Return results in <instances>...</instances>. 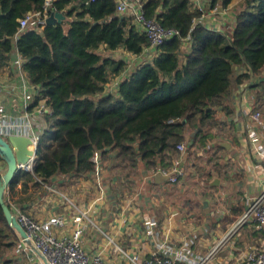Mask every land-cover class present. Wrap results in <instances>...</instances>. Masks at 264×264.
Returning a JSON list of instances; mask_svg holds the SVG:
<instances>
[{"label":"trees","instance_id":"1","mask_svg":"<svg viewBox=\"0 0 264 264\" xmlns=\"http://www.w3.org/2000/svg\"><path fill=\"white\" fill-rule=\"evenodd\" d=\"M43 1L0 0V73L16 51L37 91L28 110L39 102L48 108L39 112L32 170L15 173L5 188L10 209L16 204L25 210L47 191L38 179L50 183L57 174L77 178L91 171L95 151L109 162L114 154L120 170L131 171L137 157L149 168L167 166L186 132L205 145L218 111H233V86L264 70V0H241L231 28L204 23L208 9L194 8V0H142L147 18L178 32L157 46L151 60L130 69L100 51L139 55L149 45L132 17L117 13L116 0H54L65 15L60 22L20 31L19 20ZM231 1L206 0L217 9ZM238 66L245 69L237 73ZM117 76L115 91H105ZM17 240L0 204V264H14L5 253Z\"/></svg>","mask_w":264,"mask_h":264},{"label":"built area","instance_id":"2","mask_svg":"<svg viewBox=\"0 0 264 264\" xmlns=\"http://www.w3.org/2000/svg\"><path fill=\"white\" fill-rule=\"evenodd\" d=\"M53 1L44 0L40 10L26 13L19 20V30L21 31L28 27L44 28V26L48 25V16L58 11ZM116 1L117 13L131 16L149 40V45L143 49L141 54H133L130 57L128 66L133 65L134 62L151 60L157 54V46L164 39L178 32L174 28H164L154 19L147 18L142 8V0ZM194 1L197 3V7L203 9V6L200 5V0ZM212 9H214L213 14L225 13L224 10L216 7ZM15 63L21 67L22 61L17 58ZM119 80L114 83V87ZM26 83L27 85L23 84L22 86L24 103L21 116H13L0 101V136L3 138H7L11 134L28 136L31 140V144L28 145L29 148L35 149L41 127L36 124L32 117V110H28L27 107L30 105L33 95L37 94V91L29 81ZM263 83L264 70L252 74L251 78L239 84L240 88L234 95L235 112L232 115L217 113L219 121H234L238 126L240 133L244 135L242 142L245 143L249 153V167L260 172H264V108L259 107L262 101L260 102L256 92L252 93L250 98H248L247 89L251 85H259L258 87L261 90ZM36 110L38 112L46 111L47 107L44 103H39ZM177 120H180V118H177ZM173 121H175L173 118L168 119V122ZM176 150L178 154L172 158L169 167L157 168L159 173L166 176L168 184L177 182L184 174L182 165L186 151L184 142L177 143ZM91 159L93 169L78 176L81 178L80 183L84 182V189L87 192L91 191L92 195L87 201H80L72 192L68 194L58 190L56 184H53L52 181L46 183L38 179V184L46 187L47 191L45 193L29 201L25 210L16 204H12L10 210L27 235V242L18 238L17 249L30 251L43 264H105L102 255L99 252H89L82 241L85 230L93 226L100 234V238L104 240L103 243L105 245H110L113 250L119 251L118 245L113 240L114 236L108 232L114 231L116 225L120 227L121 223L124 224V228L130 225L128 218H125L128 213L127 210L146 195V192H139L137 196L128 198L121 205L119 216L107 223L106 227L108 230H106L101 222L110 211L109 203H114L116 197V193L112 189L113 176L99 151H95ZM34 160L35 155L30 156L25 162L16 163V166L20 170L31 171ZM62 178L66 182L71 180L69 175H62ZM75 187H77L76 184ZM249 197L250 200L243 209L229 222L226 229L216 237L202 254H197L191 248L196 233L195 227L188 226L185 228L182 233V242L175 248L176 250H169L167 243L170 238L163 231L161 235H158L156 228L159 223L158 220L152 216L145 217L143 223L149 233V237H158V241L153 244L147 254L142 248L133 249L128 255L130 263L210 264L223 247L233 245L236 235L246 224L254 223L258 228H264V183H261L258 190ZM28 207H33L32 210H35V208L39 209L37 211L39 214L35 215ZM171 215L169 213L166 219H170ZM237 264H264V242L248 249Z\"/></svg>","mask_w":264,"mask_h":264},{"label":"crops","instance_id":"3","mask_svg":"<svg viewBox=\"0 0 264 264\" xmlns=\"http://www.w3.org/2000/svg\"><path fill=\"white\" fill-rule=\"evenodd\" d=\"M214 18H211L210 14H204L202 17L204 23L220 27L221 20ZM124 53L127 59L123 60L129 65L133 54L125 51ZM17 58H19L18 53L13 51L9 66L0 73V101L13 116L19 117L24 103L22 86L27 85L28 80L21 67L15 63ZM244 69V66L235 68L237 73ZM109 84L105 91H108L107 89L115 91V84ZM255 87L251 85L247 89L248 98L252 93H258ZM239 88L240 85H234L232 89L233 111L229 114L218 111V114L232 115L235 112L233 98ZM35 96L36 94L33 95L31 102ZM32 117L41 127V117L36 108L32 110ZM209 132L210 138H207L205 145L197 146L195 152L189 151L186 147L182 161L184 174L173 184H168L166 176L157 171L158 167H169L171 162L167 166L157 162L156 166L149 168L137 157L134 171L122 177L120 171L123 170L114 167L113 161L109 162L105 159L104 162L113 176L112 189L115 190L117 182L125 187L124 190L122 188L119 191L113 190L116 193L114 203H109L110 211L101 222L106 230H108L107 223L119 216L121 205L128 198L137 196L139 192H146V195L127 210L125 218H128L130 224L127 228H124V224L121 223L120 227L116 225L114 231L108 232L114 236L113 240L118 245L119 251L113 250L110 245H105L93 226L85 230L82 238L88 251L99 252L105 264H131L128 255L133 249L142 248L147 254L153 244L158 241V237H149L143 223L145 217L152 216L159 222L156 226L158 235H161L163 231L170 238L167 243L169 250H176L175 248L182 242V233L185 228L193 226L196 233L191 248L197 254L204 253L243 209L250 200L249 196L258 190L261 183H264V172L252 170L249 167V153L245 143L242 142L244 135L240 133L234 121L218 120ZM188 134L186 132L185 138ZM190 135H192L191 132ZM111 160H114V154ZM113 169L118 173L116 174ZM51 181L56 184L58 190L62 191L67 184H76L77 187L73 186L70 189L72 194L82 202L87 201L92 195L91 191L87 192L84 189V182L80 183V177L71 178L69 182H66L61 174H57L51 178ZM32 188L33 185L30 186V189ZM66 190L70 191L68 187ZM59 205L62 207L61 204ZM32 208L28 207L35 215L39 214L37 213L39 209L32 210ZM169 213L172 215L170 219H166ZM263 242L264 228H258L254 223L246 224L236 235L233 245L223 247L210 264H237L248 249ZM9 256L14 264H43L30 251L17 249V241Z\"/></svg>","mask_w":264,"mask_h":264},{"label":"water","instance_id":"4","mask_svg":"<svg viewBox=\"0 0 264 264\" xmlns=\"http://www.w3.org/2000/svg\"><path fill=\"white\" fill-rule=\"evenodd\" d=\"M64 16L62 12L55 11L48 16L47 22L49 24H56L60 22ZM29 144H31V140L25 135L11 134L7 138L0 136V154L3 156L6 164V170L0 174V204L9 225L14 230L17 237L25 242H27L26 232L6 204L4 200V191L12 176L20 171L16 163L25 162L30 156L36 154V148H29Z\"/></svg>","mask_w":264,"mask_h":264},{"label":"rangeland","instance_id":"5","mask_svg":"<svg viewBox=\"0 0 264 264\" xmlns=\"http://www.w3.org/2000/svg\"><path fill=\"white\" fill-rule=\"evenodd\" d=\"M201 2H200V5L201 6H203L202 8H203V10H206V9H208V12L207 11H205V13L204 14H210V17L212 18V17H215L214 19H219V20H221V27L222 28H231L232 27V25H233V23H234V21H233V16H231V14H232V12H234V10H236L237 8H239V3H240V1L241 0H233V1H231V3L230 4H228V6L226 7V8H220V9H222V10H224V14H221V13H215V14H213L212 12H214V9H212L213 7H211V6H209V5H207V2H206V0H200ZM199 3V2H198ZM197 3H195V1H194V3H193V7L195 8V7H197V5H196ZM206 5V6H205ZM217 7V6H216ZM218 7H222L221 6V4H219V6ZM219 9V8H218ZM218 11V10H217ZM218 12H220V11H218ZM221 14V15H220ZM219 16V17H216V16ZM70 19H72V16L71 17H67V20H70ZM219 25V26H220ZM100 51H101V53L103 54V55H107V56H109V57H112V58H114V59H127V57H125V53H124V51H123V49H116V50H107V49H104L103 47H101L100 48ZM127 56V55H126ZM132 65V64H131ZM135 65V62L133 63V65L132 66H134ZM132 66H127L128 67V69H130V68H132ZM126 67V68H127ZM239 67V66H238ZM120 77L121 76H117V77H115V78H113L109 83H116V81L117 80H119L120 79ZM108 83V84H109ZM110 85V84H109ZM108 85V86H109ZM259 86V85H258ZM258 86H256L255 88H256V91H258V93H257V97H259V99L262 101V103L259 105V107L260 108H264V83L261 85V90L259 89V87ZM188 137L187 138H185L183 141H181V142H184V144H185V146L186 147H188V150L189 151H191V152H195V150H196V148H197V143L196 142H193V140H191V138H190V133L187 135ZM189 142H190V144H189ZM192 142V143H191ZM202 154V153H201ZM111 161H113L114 162V160H111ZM129 168L127 167V168H125L124 170H126V171H120V175L122 176V177H124V176H127L128 174H130L132 171H134V169L133 170H131V171H129L128 170ZM6 170V164L4 163V161H0V174H2L4 171ZM128 170V171H127ZM113 171L117 174L118 172H117V170H115V169H113ZM119 175H117V177H118ZM73 186H75V185H73V184H67V186H65V187H63L62 189H63V191L64 192H66V193H71L72 192V189H70V187H73ZM114 186V185H113ZM68 187V189L70 190L69 192H68V190H66V188ZM115 190L116 191H119V190H121V188H122V190H124L125 189V187H123V186H121L118 182H117V184H115ZM114 190V189H113ZM114 190V191H115ZM11 252H6L5 253V256H9V254H10ZM10 257V256H9Z\"/></svg>","mask_w":264,"mask_h":264}]
</instances>
